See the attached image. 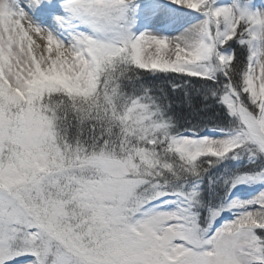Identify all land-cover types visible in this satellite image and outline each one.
<instances>
[{"label":"snow or ice","instance_id":"snow-or-ice-1","mask_svg":"<svg viewBox=\"0 0 264 264\" xmlns=\"http://www.w3.org/2000/svg\"><path fill=\"white\" fill-rule=\"evenodd\" d=\"M0 264H264V0H0Z\"/></svg>","mask_w":264,"mask_h":264}]
</instances>
